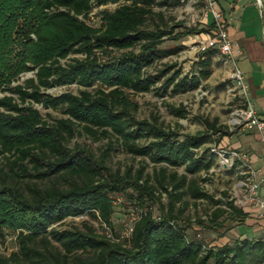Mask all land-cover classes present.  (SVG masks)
<instances>
[{
    "label": "trees",
    "instance_id": "1",
    "mask_svg": "<svg viewBox=\"0 0 264 264\" xmlns=\"http://www.w3.org/2000/svg\"><path fill=\"white\" fill-rule=\"evenodd\" d=\"M182 2L0 0V69L7 61V50L17 22L25 19V24L30 25L31 20H35L24 35L29 41V52L23 65L25 71L35 72V78L15 87H11V78L5 79L3 83L7 87L3 92L10 95L0 98V156L9 167L5 172L0 161V237L8 230L17 233L19 243V253L11 258L0 256V264H264V240L261 238H243L232 245L208 248L201 241L188 237L174 221L172 205L185 194L193 200L222 203L214 202L202 192L196 185L195 176L207 173L215 166L219 154L228 156L237 151L234 148L228 151L207 148L199 152L206 144H224L222 139L228 133L223 127L208 124L210 134L197 133L180 140L174 133L135 120L126 108L127 92L155 91L159 97L168 92L185 94L196 90L212 75L213 62L219 54L212 48L197 55L195 74L182 75V71L177 70L160 87L154 88L165 76V71L155 76L145 73L155 61L182 50L181 47L159 48L166 38L170 39L172 30L159 26L151 31L145 28L152 8H176ZM112 4L119 7L114 11H101L100 27L88 23L96 7ZM30 9L34 13L32 19L27 18ZM211 28L213 23L209 21L207 28L190 27L177 33L175 38L206 35ZM33 33L35 39L31 37ZM137 47L138 53L134 51ZM112 50L121 55L101 58ZM72 55L83 58L75 57L70 63L62 64ZM2 85L0 83V90ZM71 85L84 90L78 96L46 93L49 89ZM34 103L45 109L61 110L69 119H60L50 125L34 108ZM170 112L179 118L186 117L183 107H170ZM77 126L92 135L111 131L129 154L162 165L158 172L162 180L167 168H183L180 176L169 175L173 192L168 193V212L158 218H153L151 212L142 215L131 228L129 237L118 243L97 237L92 231L54 229L68 218L86 216L99 218L111 227L114 213L111 194L123 191L119 186L125 183L136 191L134 198L139 200V205L155 199V188L147 182L140 183L141 175L132 181L118 175L103 179L102 171H108L103 161H96L80 147H68ZM237 165L235 160L230 169ZM23 177L42 183L52 177L63 178L68 180V186L42 187L32 180L20 186ZM158 185L167 192L162 182L158 181ZM225 206V210L216 209L212 213V222L216 223L222 216L233 221H242L248 216L232 201ZM40 241H54L61 250L46 254L37 248ZM79 253H88V256Z\"/></svg>",
    "mask_w": 264,
    "mask_h": 264
},
{
    "label": "rangeland",
    "instance_id": "2",
    "mask_svg": "<svg viewBox=\"0 0 264 264\" xmlns=\"http://www.w3.org/2000/svg\"><path fill=\"white\" fill-rule=\"evenodd\" d=\"M182 1V4L176 8H159L154 6L145 24V28L150 31L155 30L156 26H159L161 29L172 30L170 39L166 38L159 48H182L176 54L155 61L145 70V73L153 76L159 75L160 71H165L163 73L165 76L154 85V88L160 87L164 80L171 77L177 70H181L182 75L195 74L197 71L196 63L198 56L191 48L204 35L175 37H177V33L185 31L190 27L198 29L207 28L209 21L203 22L201 19V0H198L195 6L190 4L188 0ZM257 5L264 16V0H261ZM118 7L119 5L113 4L96 7L88 23L94 27H100L101 11H114ZM32 11L30 9L27 12L28 19L33 18L34 13ZM33 21L35 20L32 19L31 24L26 25L25 19H20L13 29L12 43L7 50L8 58L4 67L0 69V83L3 84L0 90V98L4 95H10L9 93L3 92V89L7 87L3 83L5 79L11 78V87H15L19 84L24 85L28 79L35 78V72L25 71L23 69L29 52L27 46L29 41L24 39V35L29 32ZM31 37L35 39L36 35L33 33ZM134 51L138 53L139 47L134 49ZM120 55L121 52L112 50L107 54H103L101 58L110 59ZM75 57L83 58L81 55H72L69 59L63 60L62 64L66 65L70 63V59ZM213 64L210 78L203 81L192 92L178 95H173L168 92L164 97L157 96L155 91L143 94L126 93L128 97V106L126 108H128L129 114L135 120L152 124L166 133H174L180 140L186 136H194L197 133L206 132L210 134L211 132L207 126L208 124L215 123L216 128L223 127V130L228 133V136L222 139L224 144L218 146L212 143L206 144L200 148L199 152L207 148L216 150L223 148L225 151L231 148L237 149L236 152L239 154L241 160H236L238 161V165L235 169L224 167L222 164L223 161L217 158L216 165L207 173L201 172L195 176L196 185L199 189L208 194L214 202L220 201L222 203L213 204L211 201L204 199L193 200L189 194H185L179 202H175L172 205L173 215L176 217L174 220L175 223L185 230L188 237L201 241L208 248L226 244L232 245L235 241L243 238L257 239L264 237V219L261 218V215H264L262 211L264 206L261 207L250 201L239 203L243 194V191L241 192L238 188V184L243 177L240 173L246 170L244 165L250 166V162L245 153L246 149L243 147L248 146L246 144L244 145V143H246L250 136H253L255 131L245 126L243 120L239 124L232 123L233 117L240 120L239 111L244 110L245 101L240 98L237 90H233L235 83L229 78L231 66L224 65V57L218 54ZM83 90L84 88L78 85H71L49 89L46 93L53 96H59L64 93L78 96L80 91ZM28 91L31 90L29 89ZM89 91H94V89H89ZM15 98L19 102L18 96H15ZM28 103L30 104V102ZM33 106L41 112L43 119L50 125L55 124L60 119H69L61 110L45 109L43 106L35 103ZM170 107H183L186 111V117L179 118L174 116L170 112ZM211 139L215 140L216 136H211ZM68 147L71 149L80 147L92 155L96 161H103L108 168V171H102L103 179H109L110 175H118L119 178H126L132 181L141 175L142 180L140 183L147 182L148 185L155 188V199L148 200V202L139 205V200L136 201L134 198L136 191L133 188H128L130 184L125 183L119 186L123 191L111 194L114 207L111 227L99 218L95 219L86 216L68 218L64 222L54 226V229L58 231H81L84 233L92 231L97 237L118 243L123 242L124 239L129 237L131 228L139 221L142 215L151 212L153 218H158L162 213L168 212L170 207L168 193L173 192L169 175L176 173L177 176H180L183 173V168H167L166 177L162 180L158 177V172L163 167L162 165H155L148 158L129 154L125 150L122 142H118L117 137L111 131H99L97 135H92L81 126H77L75 136L68 142ZM11 159L13 160V157ZM0 161L1 167L7 172L9 167L3 156H0ZM30 180L38 183L42 187L53 184L64 187L68 186V180L53 177L44 183L30 177H23L20 179L19 185L21 186ZM158 181L163 183L167 192L159 187ZM254 199H257L256 193ZM229 201H232L234 205L242 208L244 211L252 207L257 208L259 211L256 215L257 218L252 217L248 221L245 219L242 221H233L222 216L216 220V223L212 222V213L216 209L225 210V203ZM262 202L264 201L262 200ZM45 247L47 250H45ZM37 248L42 252H46V254L48 252L56 254L60 246L54 241H51V243L40 241L37 243ZM15 253H19L17 233L4 230V236L0 237V256L11 258ZM79 255L87 257L88 253H79Z\"/></svg>",
    "mask_w": 264,
    "mask_h": 264
},
{
    "label": "crops",
    "instance_id": "3",
    "mask_svg": "<svg viewBox=\"0 0 264 264\" xmlns=\"http://www.w3.org/2000/svg\"><path fill=\"white\" fill-rule=\"evenodd\" d=\"M216 1L229 39L241 49V55H236V67L248 86L249 102L256 115L264 121V16L257 5L261 0ZM245 144L248 146L243 148L258 183L256 198L264 201V131H255ZM245 212L248 213L245 218L248 221L252 217L257 218L259 211L252 207ZM261 218L264 219V215ZM260 238L264 240V237Z\"/></svg>",
    "mask_w": 264,
    "mask_h": 264
},
{
    "label": "built area",
    "instance_id": "4",
    "mask_svg": "<svg viewBox=\"0 0 264 264\" xmlns=\"http://www.w3.org/2000/svg\"><path fill=\"white\" fill-rule=\"evenodd\" d=\"M190 4L196 5L198 0H188ZM202 5L200 8L201 19L203 22L210 21L213 23V28L210 29L209 33L204 35L201 39H198L191 50L195 52L196 55L203 53L209 48L215 49L219 52L222 57H224V65L231 66L229 78L235 83L233 90H237L241 99L245 101L244 110L239 111V119L236 117L232 118L233 124H239L241 120L245 122V126L248 128H253L258 133L264 131V121L261 120L255 113L251 103L249 102L248 96V86L245 79L236 67V55H241V49L237 44L232 42L227 34L226 27L224 25L222 15L218 9L216 0H201ZM259 3V2H258ZM264 38V33H263ZM219 159L222 160L224 167H229L230 169L235 160H241L239 154L236 151H232L228 156L219 154ZM246 170L240 174L243 176L242 180L238 184L239 190L242 192V197L239 203L244 201H250L261 207L264 206V202L254 199V195L258 190V183L254 179V173L250 166L244 165ZM132 231V229H131Z\"/></svg>",
    "mask_w": 264,
    "mask_h": 264
}]
</instances>
